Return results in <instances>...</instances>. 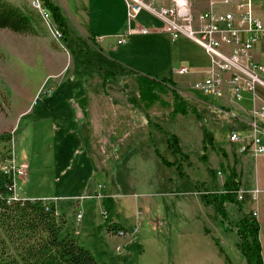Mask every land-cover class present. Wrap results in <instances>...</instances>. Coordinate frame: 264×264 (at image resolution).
<instances>
[{
	"label": "rangeland",
	"instance_id": "1",
	"mask_svg": "<svg viewBox=\"0 0 264 264\" xmlns=\"http://www.w3.org/2000/svg\"><path fill=\"white\" fill-rule=\"evenodd\" d=\"M9 1L30 8L39 15L31 6V0ZM51 1L58 3V0ZM74 2L81 4V0H66L64 4H67L70 18L76 20L71 10ZM109 3L114 12L119 8L117 1ZM70 18L67 22L71 38L76 46L87 47L85 42L81 46V24ZM137 20L140 26L145 27L153 21L144 13ZM41 22L35 36H20L0 30V133H13L8 149L3 150L0 146V152L11 155V160L4 163L6 169H10L12 164L16 167L27 165L26 175L14 177V197L55 201L65 212L69 227L79 233H75L79 243L90 250L100 264H246L235 244L236 236H219L214 225L221 226L215 213H209V208H212H208L194 188L196 182L204 185L198 189H219L227 172L220 168L221 163L234 167L244 189L253 180L263 159H250L241 166L236 144L227 141L230 133L239 132L242 128L237 123L231 125L228 117L215 116L210 112L200 113V120L192 114L171 117L169 109L164 106L172 103L169 92L160 95L162 102L147 112L151 124L145 123L142 114L128 102L129 97L137 103L132 77L121 84L124 93L108 82L104 85L107 98L101 95L100 75L104 69L123 70L110 67L112 64L108 58L117 56L107 46L113 42L112 39L103 45L101 52L90 47L91 55L76 53L75 58L63 41L55 38L48 24L42 19ZM152 39L154 43L163 44V53L171 57L174 66L184 64L183 56L175 55V46H169L158 38ZM131 43L130 47H118V54L129 52L138 70L154 74L158 61H154L152 56L137 54L146 49V45L143 46L137 38H132ZM186 48L198 55L199 49L191 42H186ZM151 51L160 53L157 46ZM192 78L200 81L202 75L174 76L172 82L183 92L202 96L195 89H189ZM257 91L264 93L259 87ZM83 95L87 98L85 108L89 115L86 126L84 121L75 119L70 107L72 99ZM185 95L191 97L187 93ZM210 100L216 104V100ZM129 107L136 120L132 131L131 120L125 121L128 114L125 109ZM100 110L107 115V125L101 119ZM112 121L118 123L108 129L105 137L104 130ZM153 123L179 137L182 150L187 155V159L181 161L185 176L179 177L174 169L160 164L154 148L167 161L172 162L173 157ZM202 124L213 134L215 150L203 149ZM133 135H141L144 143L137 142ZM220 149L225 151V159ZM111 184L118 187L119 218L127 229L123 235L112 236L95 230L103 222V210L100 209L101 197L95 196L94 192L103 194ZM260 196L255 202L247 201L246 208H258L264 214V194ZM244 200L245 196L243 203ZM78 212L81 213L80 219L76 217ZM227 213L230 220L236 219L235 208L227 206ZM136 239L141 250H129Z\"/></svg>",
	"mask_w": 264,
	"mask_h": 264
},
{
	"label": "trees",
	"instance_id": "2",
	"mask_svg": "<svg viewBox=\"0 0 264 264\" xmlns=\"http://www.w3.org/2000/svg\"><path fill=\"white\" fill-rule=\"evenodd\" d=\"M40 1L49 13L55 29L61 33L62 41L71 55L75 58L76 53L91 55L90 47H78L68 41V31L60 8L51 0ZM41 24V19L34 10L14 4L9 0H0V30H6L20 36H35L41 28ZM94 49L97 48L94 47ZM82 69L86 70L85 68ZM103 72L100 79L103 85L101 95L104 98H107L104 88L106 83L115 84L124 93L125 89L121 84L126 78H133L137 103L129 97L128 102L136 112L142 114L145 123H149L147 112L158 102H162L160 95H165L168 92L172 97V103L169 105L164 104V106L169 109L168 115L171 117L192 114L196 119H199L201 118L200 113L205 112L204 114H208L210 112L215 116L228 117L232 122L231 125L237 123L235 118L231 117L222 108L216 107L215 103H211L209 98L196 95L193 92H183L176 88L171 78L151 75L132 67L122 71L106 68ZM186 93L191 97L186 96ZM96 95H99L97 91ZM193 98L199 102L192 100ZM86 101V95H83L72 99L71 103L69 102L75 119L84 121V126L89 123V115L85 108ZM138 104L142 110H139ZM125 110L128 113L125 121L131 120L132 131L136 120L130 107ZM99 113L101 119L107 125V121H105L107 120L106 113H104V110H100ZM113 121L107 127L102 123L106 127L105 134H103L105 137H107L108 129L111 130L118 123H113ZM120 122H122V119ZM152 125L162 136L166 149L173 157L172 162L167 161L154 148V153L159 158L160 164L163 167L174 169L179 177L185 176L183 175L181 161H185L187 155L182 150L179 137L169 133L157 123ZM201 132L203 149L212 148L215 150L214 136L206 128V125H201ZM12 134L8 131L0 133V146L3 150L4 148L8 149L12 141ZM132 138L136 139L137 142L144 143L141 135L139 137L133 135ZM219 151L225 159V151L223 149ZM202 159H205V157ZM10 160L11 155L4 151L0 152V264H100L96 256L79 243L74 230L69 227L70 223L65 212L60 209L55 201L46 198L27 197L21 199L14 197V174L11 169L3 167L5 161ZM102 168L104 169V167ZM107 168L109 169L108 166ZM220 168L223 169V172H227L225 173L224 183L219 189L212 191L205 188L198 189V186L203 187L204 185L203 183L197 185L196 182L194 188L211 205L223 231L233 232L236 235L239 241L237 247L246 264H264L259 241V224L253 214L243 211V202L238 199L237 193L241 189L240 176L234 167L221 163ZM211 174L214 175L213 172ZM118 195V187L115 184H111L108 191L103 194L95 193V196L101 197L103 210V222L97 225L96 231H104V233L112 236H116L120 232L127 233L126 227L123 226L119 218L121 209L117 201ZM227 206L236 209L237 217L234 221L230 220L228 216ZM131 249L141 250V245L137 239L129 246V250Z\"/></svg>",
	"mask_w": 264,
	"mask_h": 264
},
{
	"label": "crops",
	"instance_id": "3",
	"mask_svg": "<svg viewBox=\"0 0 264 264\" xmlns=\"http://www.w3.org/2000/svg\"><path fill=\"white\" fill-rule=\"evenodd\" d=\"M109 1L112 0H81V4H77L74 2L73 6L71 5L70 6L73 15L76 17V20L72 17L70 18L71 14L67 11L68 9L67 4H64L66 3V0H58L59 4L54 2L61 10L68 31V41L70 43L77 45V43H75L71 38L72 36H70V28L67 22L68 18H70L71 21H77L79 22V24L82 25V26L79 25L80 27H82L80 34L82 36L83 45L81 46H84V42H85L87 47H93V48L96 47L97 50L101 52L103 50V45L106 42H108L110 39L113 40L112 43H108L107 45L109 49L117 53V56L115 58L112 59L108 58L109 62L112 64L110 66L112 68H120L124 70L129 67L132 68L136 67L133 62V55L129 54V52L128 53L121 52L120 54H118L119 53L118 47H122V46L130 47L132 45L131 39L137 38L143 44V46L146 45V49H143L141 51L142 54L140 53L137 54L142 57L152 56V59L154 61L155 60L158 61V63H156L157 67L155 68L157 70L154 74L151 75L173 79L174 76H184V75H178L176 73V71L182 67L188 69V73L186 74L187 76L197 74V75H202V79H203V77L207 74L211 64L209 57L205 54V52L197 44L186 38H180L177 41H170L167 38V36L162 32V28H163L162 23L159 20H157L153 15L149 14L146 11H142L141 13L146 14L147 18L149 17L153 21L155 20L154 22L152 21L150 23V26L147 27L152 31V33L148 35L134 34L130 36V38L125 44L118 45L117 39L120 36H122L125 33V31H127L129 28L134 29L136 27V24L139 25V23L137 22L139 16L137 17L135 22L128 21L126 16V6L124 4V1L114 0L117 1L119 4V8L115 12L113 8L110 6ZM143 1L150 4L155 9L167 7L171 2V0H143ZM61 2L64 5H62ZM238 2L239 0H227V1L190 0V11L193 20V26L197 27V25L199 24V15L203 13H210L214 16H219L226 13H232L234 17L233 20L234 24L238 26V28L240 29V34H239L240 38L241 40L245 39L247 35L246 32L244 31L245 25L240 24V21L242 19H253L261 22L264 25V11L261 9V7L257 4L255 0H252L250 4L245 5L241 9L237 8ZM152 38L161 39L164 43H168L169 46L172 47L175 46L174 47L175 55L177 57L183 56L184 64H181L179 66H174L172 64L173 60L171 59V57L168 54L166 55V53H163L165 48L163 44L154 43ZM186 42L187 43L191 42L192 44L197 46V48L199 49V51L197 52L198 55H194L190 53V51H187ZM154 46H157L158 49H160V53L159 52L152 53L151 49H153ZM223 49L226 52L230 51V47L228 46H223ZM251 59L256 63L264 64V38L259 39L252 46ZM135 69H138V67H136ZM227 76L228 75L225 73L224 78H227ZM194 79L195 78H192L188 84L190 90L193 89V85L195 83L202 81V79H200V81ZM258 87L259 89L264 91L263 87L257 85L253 90V94L244 91L241 94V98L239 100H235L233 96L230 94L229 86L225 84L224 95L221 97L220 100L216 101L215 104L216 107L222 108L223 110L228 112V114L231 117L236 119V122L240 126V129L242 128L239 132L242 133L247 132L248 123L253 120L252 114L256 109L264 105V93L258 92L257 91ZM180 90L184 91L181 88ZM258 123L261 126L262 138L264 141V118L262 120H259ZM259 158L263 159V161H261L263 163L261 164L260 169L255 171L254 178L252 181L250 180L247 187L244 189L242 186L241 189L246 192L245 195H243V197L245 196V200L243 203V211L253 214L259 224V241L261 246V256L264 261V214L261 213L260 209L258 208L248 210L245 206L247 201L251 200L255 202L257 201L258 198H261L260 195L264 194V155H258L253 157L248 152L244 153L241 155L240 164L242 166L243 162L248 163V160L250 159L257 161ZM95 193L96 192H94V195ZM206 204L208 205V208L209 206L211 207V205H209L207 202ZM76 206H78L77 203ZM100 209H102L101 199H100ZM212 210L213 208L212 209L209 208V213L213 214L212 212L214 211ZM213 222L214 221H212V223ZM214 226H215V230L222 238H225L226 235L231 236V234H234L233 232H224L223 229L218 226V224ZM75 233L79 235L77 231H75ZM238 242H239L238 238L236 237L235 244L237 245Z\"/></svg>",
	"mask_w": 264,
	"mask_h": 264
},
{
	"label": "built area",
	"instance_id": "4",
	"mask_svg": "<svg viewBox=\"0 0 264 264\" xmlns=\"http://www.w3.org/2000/svg\"><path fill=\"white\" fill-rule=\"evenodd\" d=\"M126 6V16L128 21L135 22L142 11H146L159 20L162 25V32L170 41H177L186 38L197 44L209 57L210 69L201 82L195 83L193 89L202 96L209 99L220 100L224 95V85L229 86L230 94L235 100L241 98V94L247 91L253 94L255 86L264 88V64L256 63L251 59L252 46L261 38H264V25L253 19H242L240 24H244L246 32L245 39L240 38V29L234 24L232 13L214 16L210 13L199 15V24L193 26L190 11V0H171L167 7L160 9L153 8L143 0H123ZM227 1V0H225ZM252 0H239L237 8L241 9L250 4ZM264 11V0H255ZM31 6L41 10L43 18L53 25L52 19L44 8L40 0H31ZM54 26V25H53ZM152 31L147 27L136 24L134 29L129 28L117 39L118 45L125 44L130 36L134 34L148 35ZM58 41H62L61 33L56 29ZM223 46L230 47L226 52ZM178 75H185L188 69L182 67L176 71ZM227 78H224V74ZM253 120L248 123L246 133L232 132L228 136V141L236 144V151L239 155L249 153L253 157L264 155V141L262 138L259 120L264 118V105L260 106L252 114ZM11 171L15 176L26 175V164L18 167L12 164ZM244 190L238 191V199H243ZM78 219L81 213L78 212ZM120 232L118 235H123Z\"/></svg>",
	"mask_w": 264,
	"mask_h": 264
},
{
	"label": "bare ground",
	"instance_id": "5",
	"mask_svg": "<svg viewBox=\"0 0 264 264\" xmlns=\"http://www.w3.org/2000/svg\"><path fill=\"white\" fill-rule=\"evenodd\" d=\"M33 7L35 8V6H33ZM36 10H37V12L39 13V16L41 17V19H42L45 23H47V24H48V27L51 28L50 30L54 32V36H55V38L58 40V37H56V29H55V27H54L53 25H50V23H48V22L43 18L42 13H41V10H39V9H36Z\"/></svg>",
	"mask_w": 264,
	"mask_h": 264
}]
</instances>
